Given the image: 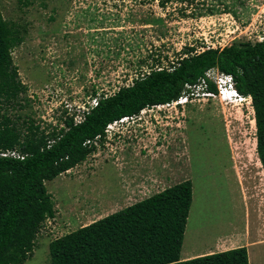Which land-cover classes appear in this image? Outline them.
<instances>
[{"label": "rangeland", "instance_id": "374dc122", "mask_svg": "<svg viewBox=\"0 0 264 264\" xmlns=\"http://www.w3.org/2000/svg\"><path fill=\"white\" fill-rule=\"evenodd\" d=\"M0 18L19 28L22 42L11 58L25 86L21 107L1 114L41 128L61 126L65 104L80 107L92 91L109 94L156 66L168 68L183 49L201 51L228 30L229 46L264 38V0H0ZM242 110L218 98L187 104L183 115L162 109L161 127L132 125L115 155L101 146L45 182L55 215L24 264H48L52 239L186 180L192 203L181 255L195 229L207 245L225 227L263 233L255 212L264 214V174L251 113Z\"/></svg>", "mask_w": 264, "mask_h": 264}, {"label": "trees", "instance_id": "16d2710c", "mask_svg": "<svg viewBox=\"0 0 264 264\" xmlns=\"http://www.w3.org/2000/svg\"><path fill=\"white\" fill-rule=\"evenodd\" d=\"M167 1L158 3L164 6ZM21 42L19 28L0 18V151H16L22 157H0V264H24L32 258L38 234L55 215L45 182L94 153V147L84 145L87 140L103 137L113 121L176 100L186 84L197 83L210 69L231 75L238 93L251 98L256 153L264 174V41L199 54L185 48L168 67L171 71L153 68L113 96L101 95L79 124L63 110L65 119L59 122L64 126L46 128L32 119L1 114L5 108L21 107L18 97L25 86L11 58ZM208 87L215 91L211 83ZM89 96L95 98L96 91ZM191 203L190 180L174 184L52 239L48 264H249L245 247L180 260Z\"/></svg>", "mask_w": 264, "mask_h": 264}, {"label": "built area", "instance_id": "2783aa9c", "mask_svg": "<svg viewBox=\"0 0 264 264\" xmlns=\"http://www.w3.org/2000/svg\"><path fill=\"white\" fill-rule=\"evenodd\" d=\"M119 1V0H116ZM121 3H129L131 1L133 2H140L141 0H120ZM158 4V0H155ZM231 24L233 27L234 22H227ZM236 26V25H235ZM239 29V27H237ZM232 35V32L230 30L226 31L225 34H219L215 41L212 44H207L206 48L200 47L201 51H197L198 49L194 50V54H199L203 51L209 50V49H222L224 47L229 46L225 44V40L229 38V36ZM234 38L230 40V43L233 41ZM258 41H264V38L262 36H258ZM232 44V43H231ZM192 47V46H190ZM186 55L182 56L185 57ZM163 68H166L168 71H171L170 68L167 67H155L154 70L160 71ZM149 71L146 72L148 74ZM143 74H141L142 76ZM137 78V77H136ZM131 80V84L132 85ZM211 83L215 87V91L209 90L208 84ZM129 85L125 86L128 87ZM120 88L117 89V91H113L109 94H98L96 92V97L91 98L90 102L83 103L80 107H75L65 104L63 106V110H66V116L73 117L74 124H79L83 121L85 114H88L89 110L93 107L97 106V102L100 99V96L102 95L103 98H107L110 96H113L116 92L119 91ZM200 98L203 99H209V98H218L221 102H224V104H229L233 106L239 107V110H242L245 108L248 111V114L251 113L252 121L251 124L254 126V111L252 107L251 98L249 96L245 97L238 93L234 86L233 78L229 74L222 73L218 71L217 69H210L205 72V75L203 78L199 79L197 83L189 85L186 84L184 86V90L182 91L181 95L176 99L166 104H159V105H153L150 107H146L140 113L136 116L131 117H123L120 120L113 121L109 123L105 129H104V135L101 137V135L96 136L92 140H87L84 145H87L88 147H94L95 151L99 150L101 146L107 147L109 150L108 153H111V155H115L116 149L119 145H123L127 139H126V130L130 126H140L141 129L148 130V125H153L156 127H161L162 125L158 121V119H162L160 112L162 109L169 108L174 110L175 114L177 115L180 112L181 115H183L184 108L187 104L194 103L198 101ZM62 110V111H63ZM148 111L150 114L145 117L143 114ZM243 112V110H242ZM65 119V117L63 116ZM164 118H167V116H164ZM178 119V116L176 117ZM144 125V127H143ZM57 126V125H55ZM64 125L61 123V126ZM255 135V134H254ZM101 139L102 142H101ZM94 155V154H93ZM0 157H12V158H21L19 154L16 151H0Z\"/></svg>", "mask_w": 264, "mask_h": 264}, {"label": "crops", "instance_id": "0c3cea01", "mask_svg": "<svg viewBox=\"0 0 264 264\" xmlns=\"http://www.w3.org/2000/svg\"><path fill=\"white\" fill-rule=\"evenodd\" d=\"M253 140L254 143H256V138ZM246 221L245 223L247 224ZM258 221L262 224L260 226H262L263 231H261L263 233L260 232L259 227H255V233L251 236V233H249V231L248 235L246 234L247 227L246 229L244 228L245 231H239L233 228L232 225H230V227H232L231 231L227 229V227H225L226 230H223L221 234H214L212 242L209 245L206 244L207 240L206 238H204L206 237L204 236L206 234L203 235L202 232H197V230L195 229V232L190 233L189 236L187 235L188 239L184 242V247L186 248V250L182 253V255L180 253V260L185 261L204 255H210L213 253H219L235 248L245 247L248 255V263L262 264L261 262L264 261V214L261 212V210H259V208H256L255 223L257 222V225ZM208 231H211L209 233L211 235L213 230L209 229Z\"/></svg>", "mask_w": 264, "mask_h": 264}, {"label": "clouds", "instance_id": "9594fccd", "mask_svg": "<svg viewBox=\"0 0 264 264\" xmlns=\"http://www.w3.org/2000/svg\"><path fill=\"white\" fill-rule=\"evenodd\" d=\"M256 129V128H255Z\"/></svg>", "mask_w": 264, "mask_h": 264}]
</instances>
